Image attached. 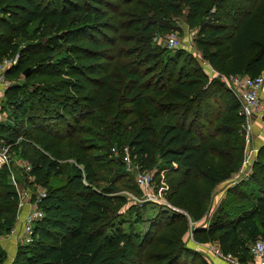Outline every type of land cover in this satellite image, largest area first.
Here are the masks:
<instances>
[{
  "label": "trees",
  "instance_id": "1",
  "mask_svg": "<svg viewBox=\"0 0 264 264\" xmlns=\"http://www.w3.org/2000/svg\"><path fill=\"white\" fill-rule=\"evenodd\" d=\"M184 8L191 25L199 18L195 45L213 67L264 71V0H0V58L20 55L5 72L11 121L0 122V140L20 149L47 188L34 239L18 245L12 264H208L183 239V212L145 201L125 214V198L110 194L127 174L115 144H128L141 170L164 172L167 199L195 221L208 210L209 182L243 163L244 118L231 89L183 49L153 44ZM30 34L36 38L20 46ZM65 141L74 162L51 183L62 174ZM251 168L239 182L255 192L231 187L208 224L193 230L196 241L217 240L243 262L249 241L264 238V144ZM103 171L111 187L99 189ZM7 176L0 167V195L12 203L0 204V229L10 231L18 195ZM4 257L0 251V264Z\"/></svg>",
  "mask_w": 264,
  "mask_h": 264
},
{
  "label": "rangeland",
  "instance_id": "2",
  "mask_svg": "<svg viewBox=\"0 0 264 264\" xmlns=\"http://www.w3.org/2000/svg\"><path fill=\"white\" fill-rule=\"evenodd\" d=\"M209 3L210 1H207L206 5ZM186 15H187V10L184 8L182 15L171 17V20L174 23V26L168 32H175L177 34V36L179 37L181 41V44L179 47L174 48V49H170L166 47V45L160 38H162L167 32L166 33H160V32L155 33L152 39L153 44L156 46H159L160 48L161 47L166 48L171 54H174L175 52L183 49L184 55L192 57L194 61L196 62L195 63L196 66L208 76V79H212L216 77L215 75L217 72L223 74L224 76H228L229 74H227V72L222 71L224 70L223 68L219 67L222 69V70L221 69L219 70L218 68L213 67L211 63L209 62V60L207 58H204L200 50L197 49L195 45V38L197 36L198 29H199V18L196 20V23L194 25H191L188 19L186 18ZM33 26H31V29ZM126 31L128 33L132 32L131 30H126ZM35 38L36 37L33 36L32 34H30L28 37H25V38H19V44L20 46H24L27 42L33 41V39ZM116 45H120V44L118 43ZM16 80L17 82L24 81L22 76L21 77L19 76ZM35 80L41 81L42 83H47L49 81L44 76H39ZM6 88L7 87H4L3 85L0 84V122H4V123L11 121V117L9 115V109L6 107V105H4L5 104L4 92ZM233 94L235 98L237 99V101L239 102L234 92ZM256 120H261L262 122L264 121V119H255L252 125V129H249L247 125L244 123V121L237 124L238 132H240V135L244 136L243 137L244 138L243 160H244V157L249 153L251 162L253 159L257 157L258 149L264 144V130H263L264 127L260 123H255ZM84 122H86V120H84L82 123ZM82 135L84 136L86 135V133L83 132ZM71 140L73 139L71 138ZM126 145L128 146V144ZM70 147H71L70 141H65L63 144H61L62 174L54 177V179L51 180V183H54L55 180L56 181L64 180V178L66 177L68 173L69 165L74 162L73 158L70 157L69 155ZM5 150L7 151L8 160L5 163H2L3 161H0V164H1L0 167L7 169L8 171L7 181H9L15 187L16 192L26 191V192L31 193L32 195L34 193L36 194L38 189H43V188L47 189L45 185H42L41 181H39L37 178H35L34 175L30 173L31 163L27 161L26 159L22 158L19 152L20 149L18 147L11 148L9 144H5L2 140H0V152H5ZM130 154H131V151H130ZM118 155L113 153V156L115 157ZM241 166L236 171L240 170ZM125 170L127 173L126 176H123L121 180L116 182L115 186L114 187L112 186V189H111L112 191L110 192V194L112 195H122L125 198V203L121 206L120 212L126 214V210L129 208L130 205H133V204L142 205L145 201L169 207L167 204L164 203L166 201V203L170 204L175 209H173L172 207H169V208L175 211L183 212L186 215V217L189 219V228L184 234L183 239L189 247L195 248L198 251H200L203 258L205 257V254L207 252L211 253V247L210 245L208 246L209 243H211L212 246L219 245V244H215V240L207 241V242L196 241L193 237L194 228L197 227L198 225L208 224L214 210L223 201V199H226L227 192L231 187L233 186L238 187L239 189H242L243 191H246L248 193L255 192L254 188L245 189L239 182L241 179L239 181H236L235 183L232 181L231 177L236 171L232 170L229 173L222 172L219 174L218 178H215L214 180L209 182L211 189L209 193L210 200L208 203V210L205 212V214L200 220L195 221L191 219L187 211L183 210V208L173 205L167 199L165 191L169 185L164 177V172H161L159 175H156L155 169L149 170L152 173L153 180L151 184V189L146 194L145 191L143 192L142 187L138 185L135 175H134L135 173L134 172L132 173V171L131 172L128 171L126 167H125ZM102 173H103L102 177H104V179H101L99 183V189H104V187L110 188L111 185H110L109 179H110L111 174L107 173L106 171H103ZM14 180L16 181L17 184L14 183ZM246 180H248V178L242 181H246ZM134 184L136 185V188H140V191L135 188ZM161 201H164V202H161ZM0 204L2 206H9V207L10 205H12L11 202L5 201L1 195H0ZM23 208L24 210L29 209V203H26V205ZM17 211H18V203H17ZM4 217H6V213L4 214ZM17 222H18V219L15 220L14 226L10 229V231L6 229L4 225L1 226L0 251L5 256L4 261L1 264H12L15 259L18 247H19L18 245L24 244L18 241L20 238V234H18L17 232L20 231V224H18ZM125 225H127V223ZM6 238L10 239L13 242V243L11 242L12 247L6 246L5 244ZM258 238H263V237L261 235H257L253 240L258 239ZM252 241L250 240L249 243L251 244Z\"/></svg>",
  "mask_w": 264,
  "mask_h": 264
},
{
  "label": "built area",
  "instance_id": "3",
  "mask_svg": "<svg viewBox=\"0 0 264 264\" xmlns=\"http://www.w3.org/2000/svg\"><path fill=\"white\" fill-rule=\"evenodd\" d=\"M166 47L174 49L180 46L181 41L175 32H167L162 38H160ZM19 52L14 55H7L0 58V84L4 87H8L11 81L5 76V72L8 68L16 65L19 61ZM216 77L224 81L228 87L235 93L239 100L240 109L239 113L244 118V123L249 129H252V125L255 119H264V71L256 76L240 75V74H229L224 76L221 73H216ZM112 153L118 155L122 154V161L128 171H132L135 174L136 181L143 192L147 194L151 189L153 180L152 173L149 170H141L140 166L133 161V157L130 154V148L127 145L113 146L111 148ZM8 155L7 151L0 152V161L2 163L7 162ZM1 165V164H0ZM252 172L250 154L248 153L243 160L240 170L236 171L231 179L235 183L240 179L249 178ZM14 183L16 181L14 180ZM18 193V211L16 220L20 224V243H30L33 241V226L34 223L44 217V212L40 207V200L46 195L47 189H38L37 193L32 194L26 191ZM29 195V196H28ZM30 198V199H29ZM29 199V200H28ZM164 202V201H161ZM26 203H29V209L24 210ZM169 207L170 204L166 203ZM173 208V207H172ZM175 209V208H173ZM211 247V254L213 257L221 261L220 264H264V238L255 239L249 246V251L255 260L240 261L237 256L231 253H224L219 245Z\"/></svg>",
  "mask_w": 264,
  "mask_h": 264
},
{
  "label": "crops",
  "instance_id": "4",
  "mask_svg": "<svg viewBox=\"0 0 264 264\" xmlns=\"http://www.w3.org/2000/svg\"><path fill=\"white\" fill-rule=\"evenodd\" d=\"M255 123H260V124L264 127V121L262 122L261 120H256ZM254 130H255V129H254ZM263 130H264V128H263ZM204 225H205V224H204ZM10 236H12V235H10ZM11 238H13V237H11ZM18 241H19V240H18ZM11 242H12V241H11L10 239H8V238L5 239V244H6V246H8V247H9V246L12 247ZM12 243H13V242H12ZM16 243H17V242H16ZM215 244H219L217 240H215ZM204 259L208 262V264H220V263H221V261H219L218 259H216L215 257H213V255H212L210 252H207V253L205 254ZM253 260H255V257L251 255V258H250L248 261H249V262H250V261L252 262Z\"/></svg>",
  "mask_w": 264,
  "mask_h": 264
},
{
  "label": "water",
  "instance_id": "5",
  "mask_svg": "<svg viewBox=\"0 0 264 264\" xmlns=\"http://www.w3.org/2000/svg\"><path fill=\"white\" fill-rule=\"evenodd\" d=\"M30 69V67H27L24 71L25 74H27L28 70Z\"/></svg>",
  "mask_w": 264,
  "mask_h": 264
}]
</instances>
